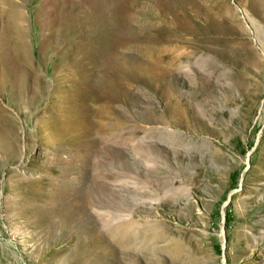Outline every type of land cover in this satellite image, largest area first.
<instances>
[{
	"label": "rangeland",
	"instance_id": "374dc122",
	"mask_svg": "<svg viewBox=\"0 0 264 264\" xmlns=\"http://www.w3.org/2000/svg\"><path fill=\"white\" fill-rule=\"evenodd\" d=\"M262 251L264 0H0V264Z\"/></svg>",
	"mask_w": 264,
	"mask_h": 264
},
{
	"label": "bare ground",
	"instance_id": "6f19581e",
	"mask_svg": "<svg viewBox=\"0 0 264 264\" xmlns=\"http://www.w3.org/2000/svg\"><path fill=\"white\" fill-rule=\"evenodd\" d=\"M127 230H129V228L127 229ZM248 244V243H247ZM262 244V243H261ZM260 244V242H258L256 245H261ZM248 246V245H247ZM259 249H261V248H259ZM259 253V255H261V258L263 257V259H264V252L262 251V252H258Z\"/></svg>",
	"mask_w": 264,
	"mask_h": 264
}]
</instances>
